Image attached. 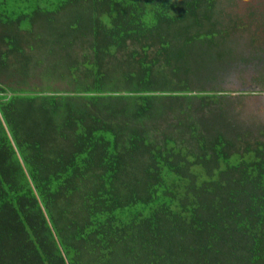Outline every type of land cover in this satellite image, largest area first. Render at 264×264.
Returning a JSON list of instances; mask_svg holds the SVG:
<instances>
[{
  "label": "trees",
  "instance_id": "16d2710c",
  "mask_svg": "<svg viewBox=\"0 0 264 264\" xmlns=\"http://www.w3.org/2000/svg\"><path fill=\"white\" fill-rule=\"evenodd\" d=\"M239 2L0 0V264H264Z\"/></svg>",
  "mask_w": 264,
  "mask_h": 264
},
{
  "label": "rangeland",
  "instance_id": "374dc122",
  "mask_svg": "<svg viewBox=\"0 0 264 264\" xmlns=\"http://www.w3.org/2000/svg\"><path fill=\"white\" fill-rule=\"evenodd\" d=\"M249 7H253L259 13H263L264 0H240L239 11L241 13H246ZM251 77V71L241 75L224 77L220 88L227 93L226 96L242 100L244 103L242 115L244 121L264 125V87L253 83Z\"/></svg>",
  "mask_w": 264,
  "mask_h": 264
}]
</instances>
